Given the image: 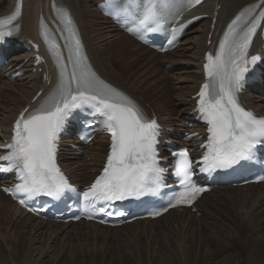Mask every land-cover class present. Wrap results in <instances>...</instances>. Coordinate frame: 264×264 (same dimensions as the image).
Instances as JSON below:
<instances>
[{
    "label": "snow or ice",
    "instance_id": "6c2138e0",
    "mask_svg": "<svg viewBox=\"0 0 264 264\" xmlns=\"http://www.w3.org/2000/svg\"><path fill=\"white\" fill-rule=\"evenodd\" d=\"M194 2L198 4L201 0ZM256 7L258 5L242 10L228 25L215 55L207 56L205 71L209 79L198 93V110L208 132L207 142L202 145L206 152L201 172L231 168L250 159L252 150L264 143V117L246 110L237 95L249 72L248 65L260 59L255 55L249 58L253 37L264 20V11L250 19ZM20 8L18 3L11 15L0 18V39L12 34L7 26L19 17ZM58 17L63 31L68 34L71 71L64 63L60 46L54 40L49 41L44 32L59 67V82L40 108L27 117L22 113L16 120L12 141L6 145L7 154L0 155V162H3L0 172L17 174L21 182L15 186L16 193L60 198L70 185L56 163L59 134L72 109L89 105L104 118V127L111 136V150L103 172L84 193L85 199L92 197L96 201L111 202L138 198L148 192L155 194L162 185L164 171L159 166L156 147L159 125L154 119L146 118L129 97L99 79L87 62L71 14L59 10ZM139 23L148 31L159 30L161 25L154 2H150ZM150 23H156L157 27H150ZM178 31L172 30L170 44L176 40ZM172 155L176 157L174 167L182 191L169 206L191 204L206 189L192 182L193 161L188 151ZM258 180H264V176ZM20 203L25 204V200Z\"/></svg>",
    "mask_w": 264,
    "mask_h": 264
},
{
    "label": "bare ground",
    "instance_id": "6f19581e",
    "mask_svg": "<svg viewBox=\"0 0 264 264\" xmlns=\"http://www.w3.org/2000/svg\"><path fill=\"white\" fill-rule=\"evenodd\" d=\"M260 1L264 2V0H205L196 11L197 15L202 14L205 15V17L201 21H199L196 26L192 27L189 31H187L186 35L181 40L179 46L174 51L162 55L164 61L160 62L157 59L158 55L152 52V50H150L145 46L140 45L139 43L128 37L123 32L118 31L113 25L109 23L108 20H106L99 13H97L95 11V5L98 3L97 0H23L22 14L20 19L18 20V23L20 24L19 32L15 36L11 37L10 45L8 48L5 49V51L7 52V55L9 57L8 58L9 65H11L12 67L10 72L12 73L15 68H19L21 71L25 73V75L21 79L15 80L14 82H9L8 80H6L5 74L4 75L0 74V142L7 137V134L10 131V127L15 116L28 105L31 107L30 109H32V107L36 103H38L43 98V96L47 94L51 90V88H53L56 84L57 81L56 75L49 66V64L47 65V68L45 67V65L39 66V68H41L43 72L47 71V74H49V81H47L46 79L42 78L41 73L37 72L38 69H36V72H32L33 71L31 67L32 60L25 61V59L28 58V56L30 55V52L27 49L28 47L27 40L28 39L35 40L37 37L36 23H37L38 15L40 13L46 14L47 8L49 9L51 4L56 5L57 7L66 8L70 12L71 16L73 17V19L75 20L78 26L86 53L95 70L102 77H104L106 80L112 83L114 86L124 90L134 99H136L139 105L144 109V111L147 114L155 112L160 124H162L164 127L171 128V130H173L174 133H177L180 132L181 130L193 131L192 128H189V125L190 122H192V118L194 119L196 116L195 113H192V108L195 102L194 95L197 94L199 85L203 81L202 71H201V61L205 53L209 49L212 50L215 48V40L220 37V34L224 29L225 25L227 24V22L234 16V14L239 9H241L247 4L260 2ZM14 3L15 0H0V16L9 13L13 9ZM215 13H217L216 16ZM90 18H94V20L92 21V19ZM213 20H215L214 23ZM208 41L213 42V45L212 44L207 45ZM132 47L134 48L132 49ZM260 47H262V43L259 42L258 39H256L252 45V51L256 52ZM98 55L101 56L103 65L97 61ZM263 56H264V52H263ZM139 62H142L144 66H149V68L151 69L156 68V70H158L160 67L163 69L164 67H166V65H170V64H175V65L182 64L181 65V67H183L182 70H179L176 73H172V75H169L167 73H162V75H160L161 77L160 80L166 82V80L168 81L169 79L171 81V84L168 83L169 87L174 84H179L178 90L174 93V95H172L171 102H168L169 100L166 97L165 98L162 97L165 96L164 93L166 92H164V90L162 89L163 87L161 85L157 86V88H154V86L152 87V89L149 88L150 95L145 93L146 91L145 92L144 90L142 91L143 93H145L146 97L149 99L150 103L152 104L153 106L152 108H147L145 105L143 106L141 102H139L140 100L137 97H135L134 93L130 89H128V87L126 86L127 83L124 81L125 78L128 82L131 81L130 82L131 85L135 86L139 90H142L140 88V84L142 82L137 80V78H132L133 74L130 73V70L133 71V69H135V67L139 64ZM162 63H166L164 64L165 66L162 65ZM152 72L153 70L150 72V77L155 76V72L153 73ZM133 73L136 74L134 71ZM262 76H264V71ZM262 86L264 87V84ZM262 90L263 89L261 86H256L252 88V90L250 91H245L240 96V99L241 102L244 105H246V107L253 109L258 114L264 115V94H259L260 92H262ZM39 91H41V94L38 96L37 102L34 104L31 101ZM176 106L179 107V109H177ZM188 115L190 116L186 118V116ZM195 122L192 126L195 127L196 131L201 132L204 126L198 125ZM95 143L97 145H94ZM104 143L105 141L103 137L98 136L97 139L93 140L92 145L87 146L85 148L84 157L85 158L87 156L92 157V161H91L92 167H90V169H94L98 165L102 153L101 149L103 148ZM0 145H3V143L1 142ZM65 150L66 149H64V152L62 154L60 153L59 161L62 167L64 168V170L66 171L67 175L69 176V178L72 180L74 184H78V185H80V183L82 185L88 184V182L91 180L93 175L86 174V168L81 167L79 163L75 161V158H77L78 155L77 153L68 152ZM195 206L197 208V212L195 213H192L189 210H171L168 211L163 216H161L160 218L153 221L151 220L135 221L129 225L120 228L110 229L106 227H100L96 224H90V223L87 224L83 222L72 225L71 224L60 225L57 223L36 219L33 216L19 209L8 198L0 194V222H2L4 218L12 215L13 217H15L14 218L15 222L19 223L22 227L30 228L32 231V235L35 238L38 236V234L42 232H45L46 234L48 233L53 237H57L60 235L65 236L77 229H80V227L83 226H89L93 229L102 230L106 232H120V233H128V234L129 232L131 234L140 231H155L157 233H161L164 235L165 233H173L175 236H181V240L175 243L174 245L175 251L174 253H172L174 259L176 258L175 263H172V260L169 259L171 254L169 252L165 253V250H163L162 252L152 251L146 254V256H148V259L146 258L145 264H165L166 261L167 264H194L187 262L186 253L183 255V259H182V254H183V251L181 250L182 244L185 241L184 239H186V241L189 239L184 237L185 235H187L186 233L187 230H190L191 232L192 231L198 232L204 226V228L206 227V231H208V235L207 234L206 235L215 237L216 230L213 226L214 222L224 223V222L235 221V222H246L248 224L249 222H253V223L261 222L262 220H264V183L257 185H247L245 187H235V188L220 187L214 189L213 191L207 194H204L200 198V200L196 203ZM197 213H200L201 216L197 217ZM219 216L221 217L223 216V217L220 218ZM207 222H211V223H209V225L206 226ZM226 224L225 226L228 228L229 226H227ZM229 230H228L229 233L226 234L228 241L233 240V237H235L233 234H236L234 233L235 231L233 229L232 230L234 232H230ZM135 235L132 234L133 237ZM259 235H257V237ZM132 236H130V238L133 239ZM46 239L49 238L46 237ZM139 239L138 241H140ZM163 239H161V241ZM208 240H211V238ZM134 241H136L135 238ZM24 242L26 241L24 240ZM131 242L129 243L131 244ZM186 243L189 242L187 241ZM192 244H193V240H192ZM67 245H69V243ZM162 245L164 244L162 243ZM131 246L133 245L131 244ZM139 246L140 245H138V247ZM33 247L34 248L31 251V259L27 264H44L45 260H42V257L44 256L46 249L43 247L39 248L35 243ZM259 249L257 251H259ZM5 250L7 251V249ZM137 254L139 255V252ZM225 256L227 257V255ZM1 259L4 258L0 257V261ZM17 262L20 261L17 260ZM89 262H91V260H89ZM107 262L109 261L107 260ZM81 263H83V261ZM249 263H252V261Z\"/></svg>",
    "mask_w": 264,
    "mask_h": 264
},
{
    "label": "rangeland",
    "instance_id": "374dc122",
    "mask_svg": "<svg viewBox=\"0 0 264 264\" xmlns=\"http://www.w3.org/2000/svg\"><path fill=\"white\" fill-rule=\"evenodd\" d=\"M90 19H92V21L94 20V18H90ZM133 48L134 47H132V49ZM157 57H158L157 58L158 61H160V62L164 61L163 60L164 58H162V56H157ZM97 60L100 64L103 63L100 55H98ZM181 65L182 64L174 65L175 67L172 68L171 70H169L168 74L172 75V73H176L179 70H182L183 67H181ZM152 70H153V72H155V76L150 77V72ZM133 71L136 74H134ZM133 71L130 70V73L133 74L132 78H137V80H139L143 83V84L142 83L140 84V88L142 90H139L135 86L131 85L130 84L131 81H129V83H127V86L131 90H134V94L139 99H141L143 102H146L148 106L152 107V104L150 103L149 99L146 97L145 93L150 95L149 88L152 89L153 86H154V88H157V86L161 85L163 87L162 89L164 90V92H166V93H164L165 96H162V94H161V96L164 98L166 97L169 100L168 102L172 101L171 100L172 95H174V93L178 90L179 84H174V85H171L169 87V84H171V81L169 79H168V81L166 80V82L163 80H160L161 79L160 75H162V73L164 72V69H162L161 67L158 70H156V68L151 69V68H149V66H144L142 62H139V64L135 67V69H133ZM142 72H143V74H142ZM173 75H176V74H173ZM164 80H165V78H164ZM125 81H127L126 78H125ZM164 85L166 86V89H165ZM143 90H144V92L145 91L146 92L143 93L142 92ZM176 108L179 109V107H177V106H176ZM77 162L80 165H85L86 167H84V168L91 167V165H90L91 164L90 163L91 158L90 157H86V158L82 157ZM86 173L89 174L90 170L86 169ZM219 217L222 218L223 216L222 217L219 216ZM11 218H13V219H11ZM14 218L15 217H13L11 215L9 217L4 218V220L2 222H0V254H1L0 257L1 258L3 257L4 259H6V260L1 259L0 264H27L31 259V251L34 248L33 247L34 243L39 248L43 247L46 249V252H45L46 255L44 254V256L42 257V260H45L44 264H80L82 261H83V263H81V264H104V263L105 264H114V263H116V264H118V263L119 264H132V263H134V264H136V263L137 264H145L146 258L148 259V256H146V254H148L149 252H152V251L162 252L163 250H165V253L169 252L171 254L169 259L172 260V263H175L176 258L174 259V257L172 256V253H174V251H175L174 245L176 242H179L181 240V236H175L173 233H165V235H164L161 233H157L155 231H140V232H135V233H131V234L129 232V234H128V233H120V232H106V231L92 229L91 227H80V229H77V230L73 231L72 233H69L68 235H65V236L60 235L57 237H53L52 235H50L48 233L46 234L45 232H42V233L38 234V236L35 238V237H33L32 231L30 228L22 227L19 223L14 221ZM7 221H9V222H7ZM209 223H211V222H207L206 226H208ZM214 223H213V226L216 230L215 231V234H216L215 237L207 236L208 231H206V227L204 228V226L198 232L192 231L193 232L192 233L190 230H187V232H186L187 235H185V236L182 235L186 238H189L187 240L189 243H186L187 241H186V239H184L185 241L182 244V247H181V250L183 251L182 259H183V255L186 253L187 254V262L188 263H194V264H207V262H208V264H221L223 261H224L223 262L224 264H231V263L232 264H240V263L246 264L247 262H248L247 264H263L264 263V254H263L264 253V235H263L264 234V220H262L261 222H257V223L256 222H254V223L249 222V224L246 222H235V221L234 222H224V223L223 222H214ZM217 224H218V226H217ZM225 224L229 227L227 228L225 226ZM246 226H247V228H246ZM229 229H231V230H229ZM228 230L230 232L236 233V234H233L235 236V237H233V240H229V241L227 240L228 238L226 237V234L229 233ZM202 231H203V233H202ZM138 233H139V235H138ZM132 234L133 235L136 234V235L133 237ZM257 235H259V236L257 237ZM45 236L49 239H46ZM130 236H132L133 239L130 238ZM170 236L173 238H171ZM253 236H254V238H253ZM260 236H261V238H260ZM134 238L136 241H134ZM160 238L161 239L164 238L162 240L163 242L161 241ZM210 238H211V240H208ZM138 239L140 241H138ZM24 240L27 243L24 242ZM123 240H124V242H123ZM145 240H146V242H148V241L149 242L146 243ZM192 240H193V244H192ZM222 240H225V241H222ZM63 241H64V243H63ZM117 241H118V243H117ZM131 241H133V242H131ZM156 241L159 243H157ZM129 242H131V244L133 246H131V244ZM196 242L199 246L196 244ZM240 242H242L243 244ZM244 242H245V244H244ZM68 243L71 246L67 245ZM127 243H129V244H127ZM162 243L164 245H162ZM58 244H60V245H58ZM111 244H113V245H111ZM138 245H140L141 247L140 246L138 247ZM94 246H96V247H94ZM110 246H111V248H110ZM224 246H225V248H224ZM79 247H80V249H79ZM162 247H164V248H162ZM213 247H215V248H213ZM5 249H7V251ZM24 249L26 250V252ZM258 249H259V251H257ZM23 250H24V252H23ZM142 250H143V252H142ZM53 252L55 253L56 256L54 255ZM138 252H139V255L137 254ZM19 253H21V254H19ZM239 253H240V255H239ZM134 255H135V257H134ZM225 255H227V257ZM12 256H14V257H12ZM67 256H68V258H67ZM137 256H139V257H137ZM231 256H232V258H231ZM126 257H128L129 259ZM138 258H139V260H138ZM226 259H228V260H226ZM257 259H259V260H257ZM17 260L20 262H17ZM89 260H91V262H89ZM107 260L109 262H107ZM127 260L129 262L130 261L131 262L129 263ZM134 260H136V261H134ZM255 260H256V262H255ZM251 261H252V263H249ZM165 264H167V261Z\"/></svg>",
    "mask_w": 264,
    "mask_h": 264
}]
</instances>
